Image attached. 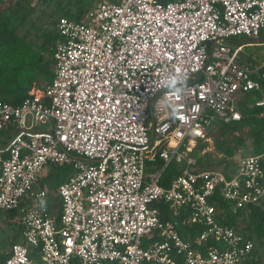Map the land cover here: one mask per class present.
I'll use <instances>...</instances> for the list:
<instances>
[{
    "label": "built area",
    "instance_id": "2783aa9c",
    "mask_svg": "<svg viewBox=\"0 0 264 264\" xmlns=\"http://www.w3.org/2000/svg\"><path fill=\"white\" fill-rule=\"evenodd\" d=\"M83 18L57 19L50 81L0 100L12 131L0 213L19 226L3 264H249L254 241L218 222L210 199L218 190L233 212L263 202L264 148L228 171L192 170L190 153L212 122L240 120L243 96L264 118V59L240 56L262 44L228 45L258 39L264 0H100ZM171 163L182 169L162 186ZM49 165L73 168L55 194L38 183ZM179 225L201 229L186 238Z\"/></svg>",
    "mask_w": 264,
    "mask_h": 264
},
{
    "label": "trees",
    "instance_id": "16d2710c",
    "mask_svg": "<svg viewBox=\"0 0 264 264\" xmlns=\"http://www.w3.org/2000/svg\"><path fill=\"white\" fill-rule=\"evenodd\" d=\"M28 1L13 0L5 5L3 0H0V100L14 105L19 104L27 96L28 90L34 84L40 86V81L45 84L51 80L54 75V44L60 38L56 29L59 17L49 20L48 24H50V27L43 26L38 29L37 34L40 37L38 44L33 43L32 39L28 40L25 34L19 33V27L24 25L34 5L37 3L35 2L28 10L23 11ZM93 1L73 0L71 4L64 8L61 16L81 20L89 10L88 5H91ZM253 103L252 99V108L243 107L241 109L242 117L240 120L234 124H227L228 128L220 132L221 140L217 142V145L224 155L221 158V164H224V168H231L233 165L231 158L234 156L235 149L237 145L243 142V139L239 136H232L231 139H233L234 144H227L224 147L223 140L226 133L230 132L233 134L242 127H247V133L253 146L252 153H258L264 148V118L262 116L258 117L261 108L253 106ZM204 147L205 144H198L191 152L197 158L198 166L202 165L203 159L197 155V151L204 149ZM155 164L156 167H159L161 162L158 160ZM173 164L171 163L164 168L162 178L171 177L170 173H178L180 171ZM49 167H52L53 171L49 170ZM55 169L56 166L49 165L48 170L39 176L38 183L40 186L46 184L55 188L65 180L60 178L58 173H54ZM210 202L215 207L218 222L235 228L253 241L264 240V201L233 212L229 209L228 202L223 199L217 190ZM55 203L59 204L58 197L55 198ZM154 205L159 209L161 218L167 219L166 204L160 201L154 203ZM15 216V211L6 213L5 219L7 223H16ZM17 227L19 230L18 225ZM178 229L180 234L187 238L194 236L201 227L179 225ZM18 240L19 232L11 237L9 245L11 246ZM8 254L9 250L2 253V255L0 254V264L4 263ZM253 255L249 260V264H258L257 260H254L255 257Z\"/></svg>",
    "mask_w": 264,
    "mask_h": 264
},
{
    "label": "rangeland",
    "instance_id": "374dc122",
    "mask_svg": "<svg viewBox=\"0 0 264 264\" xmlns=\"http://www.w3.org/2000/svg\"><path fill=\"white\" fill-rule=\"evenodd\" d=\"M13 0H3L4 4L7 5L9 2ZM100 0H94L91 5H88V8L91 9L96 3ZM37 2L32 12L30 13L28 19L24 23L23 26L19 27V33L25 34L28 40L32 39L33 43L38 44L40 42V37L37 32L40 27L49 26V20L55 19L61 16L64 8L67 5L71 4L73 0H29L28 3L23 8V11H26ZM84 19V18H83ZM249 41L260 43L262 45H254L248 46L246 45L242 52L240 53L241 58L246 60V62L254 61V59L262 60L264 59V31L258 37V39H253L244 35L236 36L231 38V41L228 42V45L234 47L239 44H246ZM40 86L44 85L43 81L39 82ZM253 95L248 94L244 96L245 101H252ZM234 124V123H232ZM49 126V123L42 124L38 123L35 127V130L43 131L46 127ZM228 128L227 124H223L221 122H212L209 126V131L207 132V140L205 142H199V144H205L204 149L201 150L203 152L201 155L205 157V160L209 166V169H221V158L224 156L218 147V141L221 140V131ZM1 133L6 132V129H0ZM235 134V135H233ZM231 134L230 132L226 133L225 139L223 140V146H227V144H234L232 136H239L242 138V144L237 145L235 149L234 156L231 160H235L240 156L249 155L251 153L253 146L251 142V138L248 136L247 127H242L237 132ZM236 144V143H235ZM52 168V167H51ZM49 167V170L53 171ZM54 173H58L60 178L66 179L69 175L73 173V168L69 166L57 165ZM49 187V186H48ZM56 188L49 187V192H56ZM51 197V194L49 195ZM59 199V198H58ZM167 212L169 215V211L167 208ZM6 215L0 213V254L7 252L10 250L9 241L13 235L19 232L17 224L12 222V224H8L6 221ZM254 257L257 260L258 264H264V240L254 241Z\"/></svg>",
    "mask_w": 264,
    "mask_h": 264
},
{
    "label": "crops",
    "instance_id": "0c3cea01",
    "mask_svg": "<svg viewBox=\"0 0 264 264\" xmlns=\"http://www.w3.org/2000/svg\"><path fill=\"white\" fill-rule=\"evenodd\" d=\"M254 97H253V102H254ZM239 107H240V109H242L243 107H251L252 108V101H245L244 100V96L241 98V101H240V103H239ZM261 112H262V110H261ZM261 112L258 114V117H260V115H261ZM233 123H235V122H233ZM237 132V131H236ZM235 133V132H234ZM11 135H12V131H10V130H6V132H2L1 133V131H0V148H2L3 146H5L7 143H8V141H9V139H10V137H11ZM233 135H235V134H233ZM203 151V150H202ZM253 152V149H252V151H251V153H249V155L250 154H254V153H252ZM203 152H201V150H198L197 151V155L200 157V158H202L203 160H202V165H195V166H192L191 168H195V169H193V170H196V169H209L208 167V165H207V163L206 162H209V161H207V160H205V157L203 156V155H201ZM190 155L191 156H193L194 158H196L194 155H192L191 153H190ZM223 158V157H222ZM232 159V158H231ZM221 161V160H220ZM233 162V161H232ZM210 163V162H209ZM196 164H197V158H196ZM233 164V163H232ZM177 169H180V171H181V169H182V165H179V164H173ZM224 166V164H221V168ZM156 164L154 163V162H148L147 163V167H146V171L147 172H153V171H155L156 170ZM233 168V165L231 166V168H226V170L228 171V170H231ZM179 171V172H180ZM178 172V173H179ZM178 173H170L169 175H171V177H169L168 176V178H162V176H161V185L162 186H168L169 185V183H170V180L172 179V177L173 176H175L176 174H178ZM162 181H163V183H162ZM53 192V191H52ZM53 194H55V192H53ZM57 196H53V199H55ZM167 215H168V212H167ZM167 218H169V215H168V217ZM253 255V254H252ZM254 256V255H253ZM254 260H256L255 258H254Z\"/></svg>",
    "mask_w": 264,
    "mask_h": 264
},
{
    "label": "water",
    "instance_id": "95a60500",
    "mask_svg": "<svg viewBox=\"0 0 264 264\" xmlns=\"http://www.w3.org/2000/svg\"><path fill=\"white\" fill-rule=\"evenodd\" d=\"M192 170L195 169V168H191Z\"/></svg>",
    "mask_w": 264,
    "mask_h": 264
}]
</instances>
